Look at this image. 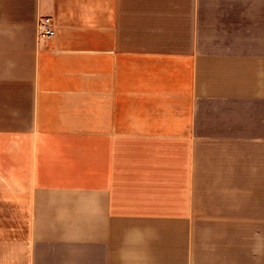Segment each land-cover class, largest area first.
<instances>
[{"label": "crops", "instance_id": "1", "mask_svg": "<svg viewBox=\"0 0 264 264\" xmlns=\"http://www.w3.org/2000/svg\"><path fill=\"white\" fill-rule=\"evenodd\" d=\"M0 264H264V0H0Z\"/></svg>", "mask_w": 264, "mask_h": 264}, {"label": "built area", "instance_id": "2", "mask_svg": "<svg viewBox=\"0 0 264 264\" xmlns=\"http://www.w3.org/2000/svg\"><path fill=\"white\" fill-rule=\"evenodd\" d=\"M36 28L38 33L47 39H52L55 35L53 21L50 17H40Z\"/></svg>", "mask_w": 264, "mask_h": 264}]
</instances>
